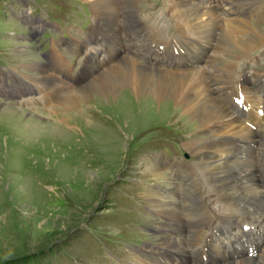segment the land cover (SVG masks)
I'll list each match as a JSON object with an SVG mask.
<instances>
[{"label": "rangeland", "instance_id": "obj_1", "mask_svg": "<svg viewBox=\"0 0 264 264\" xmlns=\"http://www.w3.org/2000/svg\"><path fill=\"white\" fill-rule=\"evenodd\" d=\"M33 1L40 5L35 6L34 16H42L60 27L67 19L81 28L87 25L90 18L87 6L92 10L94 3L93 0ZM145 1L137 7L146 16L155 15L154 12H161L167 7L166 0ZM224 1L236 0H221L220 5ZM11 2L0 0V57L10 66L26 69L33 65L27 70L33 75L36 72L34 64L39 62L34 61L35 55L30 51V56L22 43L7 38L10 32L19 33L8 7ZM259 5L250 6L249 11L253 12L255 7L260 9ZM147 8L151 9L147 11ZM103 10L99 9V13L107 19L108 10ZM161 16L160 13L158 18ZM248 18L257 19V16ZM166 20L170 19L163 18L158 23L161 21L164 24ZM258 22H264V17ZM60 37L58 34L56 40ZM260 49L264 50V41L249 53L253 56ZM256 63L260 70H264V51ZM241 66L253 67L249 60ZM96 77H91L88 83ZM119 97L116 96V99ZM79 106L84 109V114L76 119L67 112L71 118L66 123L63 108L55 107L58 113L52 116L46 112L36 115L32 112L37 110L31 112L11 104L0 108V264H116V259L123 261L122 264H140L128 254L126 258L122 250H127L131 243L146 239L139 232V226L147 219L137 208H142L141 204L147 206L143 201V192L145 197L148 195L151 199L152 196L143 188L151 184L161 185V189L167 190L163 187L166 183L158 182L160 179L151 174L157 168L144 160L145 152L164 148L170 156V148L178 152L179 144L191 160L193 156L184 146L205 137L202 130L194 126L193 119L182 116L175 109L159 112L158 108L151 106L148 114L153 120L142 123L144 121L139 119V115H135L139 113L136 105L130 108L119 102L115 106L113 101L98 100L91 92ZM196 158L199 159L196 162L203 160L201 156ZM194 163L188 165L193 167ZM180 181L175 189L179 188ZM207 185H204L206 191L210 187ZM184 189L187 187L184 186ZM206 195L210 198L212 194L208 190ZM176 199L179 206L186 201L180 195ZM180 217L181 221L184 220L180 227L185 230L188 219ZM161 219L158 218V221ZM158 227L168 228V225L159 223ZM193 233L194 240L200 238V233L195 230ZM173 234L171 232V236ZM147 258L151 264L157 262L155 257Z\"/></svg>", "mask_w": 264, "mask_h": 264}, {"label": "bare ground", "instance_id": "obj_2", "mask_svg": "<svg viewBox=\"0 0 264 264\" xmlns=\"http://www.w3.org/2000/svg\"><path fill=\"white\" fill-rule=\"evenodd\" d=\"M134 1L93 0L91 8L96 12L101 8L105 9L104 12L108 10L107 19L103 16L104 14L102 15L105 18V24L109 25L106 26V30L112 33H121V26L129 25L130 17L127 15L122 21L117 4L121 3L124 7L131 6L132 9ZM191 1L194 0H169L168 8L171 13L170 17L174 15L177 18L174 28L176 43H188V38L198 35L201 39L208 38L210 41L205 43L211 50V55L205 60L202 67L187 71L158 70L144 67L137 59L125 56L117 64L93 74L92 78L96 75L97 77L90 83L77 87L76 91H73V87L65 84L67 88L64 89L69 92L60 93L45 75L42 63L36 62L34 64L36 72H33L29 79L37 81L35 85L38 93L33 92L32 97L27 98L32 104L41 101L45 107L41 111L49 113L48 115L51 116L58 113L55 107L65 109L63 111L65 113L62 114L63 120L66 119L64 123L70 121L71 118L67 112L76 119L84 114V109L79 105L90 92L100 101H113L115 106L119 102L125 103L130 108L136 105L139 113L135 115H139V119L144 121L142 123L152 119V115L148 114V109L151 106L158 108L159 112L175 109L182 116L193 119L194 126L197 125L205 137L188 142L184 147L193 157L201 156L203 160L195 162L193 167L184 162H175L178 166L175 173L172 174L178 176L182 181H180L178 189H172L175 194L167 189L163 192L164 195L146 199L150 206L158 208L160 214L174 216L179 222L178 226V223L173 226L172 238L164 240L162 243L175 249L178 252L176 254H180L185 259H189V251L192 248L199 246V239H193L192 243L188 245L190 246V250H188L183 247L186 236L183 239L176 238V236L179 237L175 234L176 232L185 231L180 227L184 220L181 221V215L178 212L180 206L176 199V191L181 192V199L188 201L187 197H190L196 203L200 216L197 215L198 219L195 217L190 219L196 233H201L203 227L210 223L211 231L219 225L231 226L232 224L251 223L252 216L258 214L254 208L264 203V194L259 186L260 181L264 178V172L262 168L259 170V166H256L264 162L262 161L264 160V144H260L258 157L255 158L251 155L247 160L239 159L240 154L247 155L246 153L252 151L238 148L233 142L236 138L250 139L252 133L234 118V114L227 109L222 101V99L233 101V98L238 97L237 88L235 89L231 83L235 76L234 71L240 64L239 60L244 56V58H248L249 52L264 41V29L262 28L264 22H258L264 16L262 18L259 16L257 19L255 18L256 20L249 19L240 15L238 10H233V3L227 1H224L223 5L217 1L218 6L214 5V11L203 12L201 6L206 4V0H195V3ZM248 1L250 3H246ZM244 2L237 5H250L251 7L256 3H259L260 7L264 5V0L261 2L260 0H244ZM222 6L228 7L223 9ZM218 9H222V13H216L215 11ZM229 10L230 13H228ZM254 10L251 15L258 16L259 11ZM220 15L223 17L220 18ZM125 21L127 23H124ZM149 32V34H153L152 29H149ZM165 41L167 40L161 39L160 42ZM31 66L33 65H29L25 70L29 71ZM257 78L258 76L255 80ZM245 91L248 92L249 88H245ZM116 96H120L118 100ZM122 97L124 100L119 101ZM249 99L254 102L256 97L252 96ZM50 103H56V105H50ZM127 115V117H131L130 114ZM133 118L132 120H134ZM255 142H257L256 139ZM151 174L160 179L158 182L170 185L167 184L170 179L161 169L152 170ZM260 176L261 179L257 181ZM204 182L210 185L207 189L212 194L210 198H205L207 191L203 185ZM184 186L187 189H184ZM173 197L175 200H171ZM190 222L186 221L187 224ZM249 228L251 229V226ZM260 240L262 256L258 260L242 256L239 261L228 264H259L260 262L264 264V239L260 238ZM167 257L168 255H162L158 257V260H167L168 262L165 264H172ZM171 257L177 259L173 255ZM141 263L145 264V261L142 260ZM213 264L216 263L213 262Z\"/></svg>", "mask_w": 264, "mask_h": 264}]
</instances>
